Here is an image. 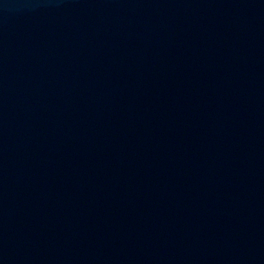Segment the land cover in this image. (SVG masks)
Instances as JSON below:
<instances>
[{
  "label": "water",
  "instance_id": "1",
  "mask_svg": "<svg viewBox=\"0 0 264 264\" xmlns=\"http://www.w3.org/2000/svg\"><path fill=\"white\" fill-rule=\"evenodd\" d=\"M0 264H264V0H0Z\"/></svg>",
  "mask_w": 264,
  "mask_h": 264
}]
</instances>
